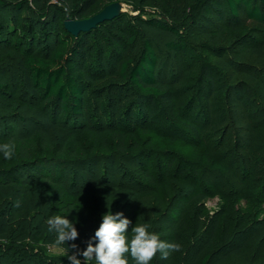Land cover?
<instances>
[{"label":"rangeland","instance_id":"rangeland-1","mask_svg":"<svg viewBox=\"0 0 264 264\" xmlns=\"http://www.w3.org/2000/svg\"><path fill=\"white\" fill-rule=\"evenodd\" d=\"M85 2L1 0L0 145L18 134L26 138V142L23 145L13 143L11 159H5L0 151V170L9 172L23 162L22 148L33 158L48 154V151L42 150L37 131L43 127L51 128L54 150L50 156L73 163L67 173L73 186L71 192L63 197L45 192L39 194L38 208H45L41 205L47 201L48 207L41 211L52 212L59 210L67 201H84L94 220L87 230L89 237H78L64 246H57L55 233L47 237L37 236L42 215L40 212L34 213L32 238L22 243L0 244V264H70L67 256L76 251L70 248L72 243L80 250L86 249V242L99 227V195L94 190L84 195L77 194V184L86 183L79 173V158L89 160L86 168L96 176L106 175L114 183L137 184L143 194L138 225L148 223L150 226L155 217L151 207L152 187H147L149 183L141 176L139 168L147 166L164 180L166 164L171 161L174 176L167 186L170 185L173 194H182L190 185H195L192 186L194 189L199 188L193 183L194 171L183 169L185 165L182 161L207 166L202 178L198 176L196 179L204 184L201 190L215 192L217 184L222 183L225 190L237 188L247 194L245 196L243 192L231 197L236 199H233L228 211H224L221 195L215 194L209 198L204 210L206 232L202 238L190 235L184 241L181 264H190L197 247L205 244L214 230L215 221L222 222L224 219L228 220L233 231L237 252L226 258L228 252L218 251L219 247L214 244L209 249L212 256L207 264H264V185L257 187L260 179L264 178V169H260L261 163L254 160L257 159L254 154L264 157V136L257 140L258 135L264 134V23L248 17L245 10H241L238 17L231 16L226 0H155L145 7L139 6L136 0H99L90 6L92 15L114 2L122 4L123 13L114 20L116 23L109 21L104 23L106 27L104 24L98 27L102 29L100 39L91 36V72L94 79L84 80L86 91L81 114L69 115L61 109L59 101L46 99L43 90L35 86L27 59L32 56L47 60L57 50L65 49V22L68 18L78 19ZM47 11L49 18L39 15ZM150 20H157L162 26H152L148 23ZM176 31L180 32V36ZM132 35L136 36L133 43L127 38ZM180 39L186 45L185 50L169 47L170 43H177ZM146 40L157 54L158 82L170 86L174 94L172 108L176 114L163 115V119H158L157 115L152 117L149 104L120 73L121 67L111 62L112 57L121 62L128 58L135 62ZM101 48L106 49V70L100 69L96 63ZM119 48L123 54L119 53ZM205 68L216 76L218 85L215 95L207 103L201 98ZM199 108L213 113L215 124L210 128L211 134L223 135L226 141L221 150H235L236 137L243 141L257 138L259 143L253 140L256 151L247 147L240 151V154H246L243 163L245 171L234 172L233 167L240 163L233 155L226 160V165L201 159L200 149L196 148L191 137H186L181 131L193 134L187 129L186 121L193 122ZM156 110L164 109L157 107ZM254 111L261 112L257 114L258 119L251 118ZM171 122L179 128L177 133L169 130ZM70 131L79 134L82 146L75 156L70 155L71 142L66 144V152L60 153ZM114 132L126 134L127 156L122 155L120 159L117 141L112 136ZM248 172H252L249 183L245 176ZM186 173L193 180L191 184L184 180L185 177H180ZM199 209L201 204L193 202V212ZM84 224L85 218L79 205L74 222L78 233L84 229ZM223 229L221 223L217 233L221 235ZM78 259L84 264L82 256H78ZM128 262L136 264L134 260L128 259ZM88 264H95V261Z\"/></svg>","mask_w":264,"mask_h":264},{"label":"trees","instance_id":"trees-1","mask_svg":"<svg viewBox=\"0 0 264 264\" xmlns=\"http://www.w3.org/2000/svg\"><path fill=\"white\" fill-rule=\"evenodd\" d=\"M83 1L86 2L83 3L82 9L78 13V19H85L93 16L90 6L99 0ZM136 1L139 6L145 7L152 5L155 0ZM226 1L231 16L238 17L240 11L245 10L248 17L264 23V0H259L258 4H256L258 0ZM20 6L21 4H19V7ZM39 15L42 18H49L50 13L47 11ZM114 20H112L113 23H116ZM141 23L145 22L141 21ZM148 23L155 27L162 26V23L157 20H150ZM106 25L107 24H104L105 27ZM98 27L90 32L80 33L77 37L73 36L65 29V32L63 33L65 49L57 50L52 58L47 60L32 56L27 59L35 86L38 89L43 90V96L46 99L54 98L59 101L61 109L69 115L81 114L83 109V95L86 91L84 80L92 81L94 79V75L91 72L93 63L91 36L94 35L96 38L100 39L99 35L102 29H98ZM176 33L180 36V32L176 31ZM127 38L133 43L136 36L132 35ZM182 41L183 40L180 39L177 43H170L169 47L177 50H185L186 45L183 44ZM119 50V53L123 54L120 48ZM98 56L96 63L100 66V69L104 68L106 70V67L108 66L106 49L101 48ZM157 61L158 59L155 49L152 44L146 40L142 52L135 62L130 61V58L121 62L114 57H112L111 62L115 66L119 65L121 67L120 73L137 89L143 98V101L149 104L152 117L155 118L157 115L158 119H163V115L166 117L167 115L170 116L176 114V112L175 109L172 108L174 94L171 87L158 82L156 75ZM204 70L203 79L201 80V90L204 93L201 98L207 103V101L215 95L218 85L216 76H213L211 71H208L207 68ZM157 107L164 110L157 111ZM260 113L261 112L259 111L251 112V118L258 119L259 116L257 114ZM194 117L198 122H194L195 120H193V122H190L189 120L186 121L188 124L187 129L192 131L193 134L190 135L191 133L187 131H181L186 137H191L196 148L200 149L199 151L202 152L201 159H206L214 164L221 163L226 165L225 162H227L233 155V157H235L240 163H237V166L235 167H233V163L231 164V167L234 168V172L239 173L241 170L245 171L246 167L243 163L244 160H246V154H240V151L246 149V147L251 151H256L257 146L254 141H256L257 138L250 139L253 143L251 145L250 141H243V139L241 140L236 137L235 150L232 149L226 152L220 148L226 143L224 136L211 134L212 132L210 128L215 124L213 113L210 110H201L199 108ZM170 125L171 127H169V130H172L175 133L179 131V128L175 123L171 122ZM203 131L205 132L204 134ZM37 133L40 136L42 150L48 151V154L33 158L27 154L25 148H22L23 162L17 164L9 172L0 170V244L22 243L30 240L33 236L32 227L35 222L34 213L39 212L42 217L41 222L38 225L40 230L37 232V236L47 237V235L54 234V232L50 233L48 231L46 223L47 219L55 215H67L66 218L74 223L79 213V205L81 206V212L85 218V224L84 229L81 230L78 237L79 239L89 237L87 235V230L93 225L94 216L87 209L84 201H67L59 210H53L52 212L41 211L48 207L47 201L41 205L45 208H38V196L41 193L45 192L58 195V197H63L71 192L73 185L69 182L70 180L67 173L69 166L73 163L66 159H57V157L50 156V153L54 150L53 132L51 128H40ZM125 135L124 132H114L112 134L117 141V154L121 155L118 156V159H120L122 155L127 156ZM262 135L264 136V134H261L260 136L258 135L257 140H259ZM67 136L68 140L62 146L63 151L60 153L64 154L66 152V144L71 142L72 146L70 148V155L75 156L77 151L82 149L79 134L76 131H70ZM4 141L5 143L18 142L23 145L26 142V138L18 134L14 135L11 139ZM234 151L235 154H233ZM254 157L257 158L254 160H256L258 164L261 163L260 169L262 168L263 170L264 157L255 154ZM113 159L114 158H112V160ZM178 161L180 162V160ZM182 162L185 165L183 169L194 171L195 181L193 183L199 186L198 189H194L192 186L195 185H190V187L182 194H173L174 191L169 188L170 185L167 186L170 178L174 176L172 172L173 164L171 161L166 164V170L163 174L164 180L158 178L155 171H152L147 166L139 168L141 176L147 181L146 183H149V186L147 187H152V189H150V196H152L151 207L155 217L150 230L159 234L160 238L165 242H175L181 245V250L172 252L167 260H162L160 255L157 254L150 264H181L184 241L190 235L194 238H202L206 232L204 210L209 198L215 194L221 195L224 199V211H228L230 207L229 205L233 202V199H236L231 197H235L236 194L244 192L243 190L238 191L237 188L231 189V191H228V189L225 190L222 183L217 184L218 187L215 192L213 190L212 192L206 189L201 190L204 184L202 185V182H197L196 179L198 176L199 179L202 178L204 171L207 170V166H202L201 163L195 166V164H192L189 161ZM77 163H80V166L78 167L79 173L83 175V180L86 182L85 184H77V194H88L91 190L98 193L97 215L100 219L99 225L102 222V215L109 211V208L107 207L108 201L110 203L112 202L111 211L113 213L123 212L124 216L132 222L128 229V238L130 240L134 235V233L131 232V228L139 224L140 203L143 197L141 189H139L134 182L126 183L119 181L114 183L106 175L104 177L94 175L86 168L89 164V160L79 158ZM237 175L239 177V174ZM245 176L246 182L249 183V178L252 177V172L246 173ZM180 177H185L184 180L190 184L193 181L187 173L182 176L180 175ZM187 178H190V180ZM260 181L261 182L257 187L264 185V178L260 179ZM206 183L207 182H205V184ZM163 188L164 192H162ZM262 188L264 187L262 186ZM244 194L246 196L247 193L244 192ZM240 198H242V194L240 195ZM193 202L201 204V210L199 209L198 211L193 212ZM221 223L223 224L224 229L220 235L217 233V230L220 228ZM232 234L233 231L231 230L227 219L222 220V222L216 220L214 230L210 233L205 244L197 247L196 251L190 258V264H207L212 256L209 249L214 244L219 247L218 251L225 250L228 252L226 258L230 257L233 253L237 252L234 248L235 245ZM126 256L131 261L134 260L130 253L126 254Z\"/></svg>","mask_w":264,"mask_h":264},{"label":"clouds","instance_id":"clouds-1","mask_svg":"<svg viewBox=\"0 0 264 264\" xmlns=\"http://www.w3.org/2000/svg\"><path fill=\"white\" fill-rule=\"evenodd\" d=\"M0 151L3 152L5 159H11L14 144L4 143L0 145ZM111 203L108 201L109 211L102 215V222L95 230L94 236L86 242V249L80 250L75 243L70 245L71 249H76L73 254L67 256L70 264H81L78 256L83 257L84 264L93 260L95 264H129L126 256L129 253L136 264H150L157 254L162 260H167L172 252L181 250L179 243L165 242L159 234L149 231L151 226L148 223L133 226L131 232L134 235L129 240L128 229L132 222L123 212L113 213ZM66 216L55 215L46 221L48 231L56 234L57 246H64L79 236L73 221ZM66 251H69L68 247Z\"/></svg>","mask_w":264,"mask_h":264},{"label":"water","instance_id":"water-1","mask_svg":"<svg viewBox=\"0 0 264 264\" xmlns=\"http://www.w3.org/2000/svg\"><path fill=\"white\" fill-rule=\"evenodd\" d=\"M122 13V4L114 2L105 6L100 12L89 18H68L65 22V29L67 32L77 37L80 33L90 32L91 30L96 29L101 24L118 18Z\"/></svg>","mask_w":264,"mask_h":264}]
</instances>
